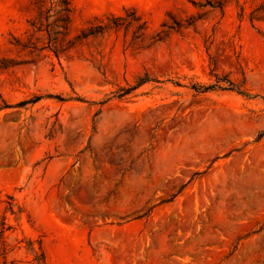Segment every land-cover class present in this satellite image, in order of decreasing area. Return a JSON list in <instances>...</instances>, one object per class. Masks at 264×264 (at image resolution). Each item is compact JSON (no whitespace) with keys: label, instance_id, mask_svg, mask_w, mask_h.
I'll return each instance as SVG.
<instances>
[{"label":"rangeland","instance_id":"1","mask_svg":"<svg viewBox=\"0 0 264 264\" xmlns=\"http://www.w3.org/2000/svg\"><path fill=\"white\" fill-rule=\"evenodd\" d=\"M71 1L139 21L56 57L0 0V264H264V0Z\"/></svg>","mask_w":264,"mask_h":264},{"label":"trees","instance_id":"2","mask_svg":"<svg viewBox=\"0 0 264 264\" xmlns=\"http://www.w3.org/2000/svg\"><path fill=\"white\" fill-rule=\"evenodd\" d=\"M32 5L36 9V16L31 23L34 32H44L46 47L51 53L58 57L59 54L66 53L76 46L84 42L88 37L100 35L106 30H119L124 27L126 30L130 27L131 23L139 21V18L134 16L131 22L124 23L121 17L110 16L107 18V23H99L94 27H90L86 31L80 33L74 39L69 38V28L71 23V16L74 8L71 0H31ZM223 0H206V5L211 8L223 10ZM44 26V29H43ZM144 24H141L139 29H143ZM163 27H166L163 25ZM179 28V25L174 23L173 26H168V31ZM167 31L160 34L165 35ZM159 34V35H160ZM159 39H161V36ZM142 83V82H140ZM229 89H234L231 82H227Z\"/></svg>","mask_w":264,"mask_h":264},{"label":"bare ground","instance_id":"3","mask_svg":"<svg viewBox=\"0 0 264 264\" xmlns=\"http://www.w3.org/2000/svg\"><path fill=\"white\" fill-rule=\"evenodd\" d=\"M227 114V113H226ZM230 116V115H229ZM223 117V116H222ZM222 117H221V119H222ZM231 118V117H230ZM220 119V120H221ZM213 121V122H208L201 130H200V128H199V131H198V133L196 134H194V137H191L190 139L189 138H186L185 137V139L182 141V143H180V144H182L181 145V149L183 150V149H199V148H197L198 147V145L201 143V142H203V141H207V142H210L209 140H211V139H215V138H217V137H219L220 135H222L224 132H225V130H229V127L228 126H226V125H224L221 121ZM195 129H197V128H195ZM198 130V129H197ZM227 133H228V131H226ZM225 132V133H226ZM193 134V133H192ZM187 136V135H186ZM222 137V136H221ZM205 144H207V143H205ZM204 144V145H205ZM178 145V144H177ZM177 149H178V147H177ZM171 150V149H170ZM176 150V149H175ZM172 153H174V148H173V152ZM177 155H184V154H177ZM186 155V154H185ZM184 155V157H186ZM168 156V155H167ZM174 158V157H173ZM256 158H258V157H256ZM183 159V158H182ZM171 160H173L172 158H171ZM187 160V159H186ZM175 162V161H174ZM176 162H178V161H176ZM264 162V161H263ZM261 163V162H260ZM173 165V164H172ZM180 165V164H179ZM159 179V178H158ZM138 182V181H137ZM140 185V183H134V185H133V187H134V189L136 190L137 189V187ZM61 220V219H60ZM59 221V220H58ZM63 221V220H62Z\"/></svg>","mask_w":264,"mask_h":264}]
</instances>
